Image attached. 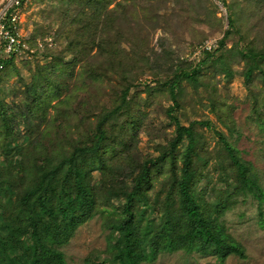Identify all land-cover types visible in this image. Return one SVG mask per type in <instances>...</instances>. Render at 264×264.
<instances>
[{
  "label": "rangeland",
  "instance_id": "obj_1",
  "mask_svg": "<svg viewBox=\"0 0 264 264\" xmlns=\"http://www.w3.org/2000/svg\"><path fill=\"white\" fill-rule=\"evenodd\" d=\"M95 1L109 9L101 19L93 17L86 0H28L23 9L26 46L0 70V180L9 176L7 160L17 161V146L22 162L31 164L45 153L61 158L74 147L94 148L84 169H90L89 181L100 193L97 213L58 250L67 264L109 260L118 236L110 225L123 216L124 205L113 192H130L143 167L169 150L176 127L167 113L176 105L175 85L180 122L209 123L195 127L202 160L195 163L204 174L197 185L200 202L244 256L231 254L222 261L189 251L180 241L170 248L161 243L141 264H264V198L235 190L220 141L224 135L252 165L264 193V79L256 70L246 82L250 62L244 57L264 58V0ZM205 41L217 43L209 55L198 53ZM260 67L264 71V60ZM183 72L195 74L196 81ZM103 123L104 139L92 142ZM187 144L177 150L178 169ZM171 182L166 162L135 207L143 214L141 231H161ZM25 183L13 184L17 196ZM4 196L0 193V201L10 208L18 201Z\"/></svg>",
  "mask_w": 264,
  "mask_h": 264
},
{
  "label": "trees",
  "instance_id": "obj_2",
  "mask_svg": "<svg viewBox=\"0 0 264 264\" xmlns=\"http://www.w3.org/2000/svg\"><path fill=\"white\" fill-rule=\"evenodd\" d=\"M86 1L94 18L101 19L104 13L109 12L107 5L98 8V1ZM109 1L110 5L112 0ZM244 57L250 62L245 74L246 82L252 81L256 70L264 79V71L260 67L263 56L248 53ZM13 59H0V70L11 65ZM114 59L117 60V56ZM183 77L196 81L195 74L183 72ZM173 87L171 92L176 105L168 110L167 116L176 127L175 137L168 151L166 149L157 160L150 161L143 167L141 173L134 178L130 192L123 188L113 192V198L124 200L123 216L110 225L114 234L118 235L112 244V258L97 264H141L148 252L153 254L161 243L170 248L180 241L188 243L189 251L197 249L214 254L222 261L231 254L244 256L241 247L228 239L216 219H212L200 202L197 185L204 179V174L195 163V159L202 161L197 151L200 141L195 127L199 124L209 127V123L192 122L189 126L183 125L175 114L179 105ZM104 124L99 126L98 136L95 135L92 142L99 143L104 139ZM185 140L188 144L181 154L182 167L178 169L177 150ZM220 141L234 172L230 179L232 186L236 191L263 199L264 193L252 174V165L238 156L224 135H220ZM17 149L14 156L18 158L17 161L7 160L5 174L9 176L4 181L0 180V193L5 194L3 198L11 203L17 196L13 184L17 180H25L27 184H24L25 187L19 192L18 201L12 208L4 200L0 201V264H67L63 252L58 248L72 237L79 225L97 213L100 193L89 181L90 169H84L90 163L87 154L90 156L94 148L89 145L74 147L68 156L61 158L45 153L39 159L40 162L32 164L22 162L21 148L17 146ZM166 162L171 164L172 182L163 204L161 231L158 227L141 231L139 226L143 214L135 212V207L144 197V187L150 186L151 177ZM157 202L160 204L158 200ZM142 204L148 205L147 202ZM28 224L27 232H24V225ZM3 226L6 229L1 232ZM152 233L150 239L149 235ZM2 240H7L8 244L4 245Z\"/></svg>",
  "mask_w": 264,
  "mask_h": 264
},
{
  "label": "built area",
  "instance_id": "obj_3",
  "mask_svg": "<svg viewBox=\"0 0 264 264\" xmlns=\"http://www.w3.org/2000/svg\"><path fill=\"white\" fill-rule=\"evenodd\" d=\"M28 0H3L0 3V59L18 56L26 46L21 34L23 25V9ZM217 43L205 41L198 53L213 52Z\"/></svg>",
  "mask_w": 264,
  "mask_h": 264
}]
</instances>
